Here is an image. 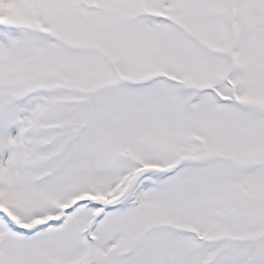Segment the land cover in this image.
Returning <instances> with one entry per match:
<instances>
[{
  "label": "snow or ice",
  "instance_id": "snow-or-ice-1",
  "mask_svg": "<svg viewBox=\"0 0 264 264\" xmlns=\"http://www.w3.org/2000/svg\"><path fill=\"white\" fill-rule=\"evenodd\" d=\"M0 264H264V0H0Z\"/></svg>",
  "mask_w": 264,
  "mask_h": 264
}]
</instances>
